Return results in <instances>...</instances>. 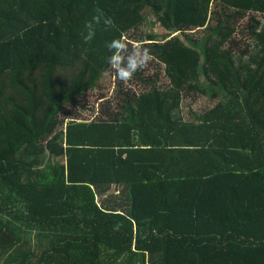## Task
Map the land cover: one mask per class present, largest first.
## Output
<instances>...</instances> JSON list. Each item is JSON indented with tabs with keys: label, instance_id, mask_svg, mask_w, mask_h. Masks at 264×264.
Segmentation results:
<instances>
[{
	"label": "trees",
	"instance_id": "obj_1",
	"mask_svg": "<svg viewBox=\"0 0 264 264\" xmlns=\"http://www.w3.org/2000/svg\"><path fill=\"white\" fill-rule=\"evenodd\" d=\"M96 8L114 27L85 43ZM151 17L157 73L65 116ZM263 17L264 0H0V264H264ZM193 91L215 105L186 116Z\"/></svg>",
	"mask_w": 264,
	"mask_h": 264
},
{
	"label": "rangeland",
	"instance_id": "obj_2",
	"mask_svg": "<svg viewBox=\"0 0 264 264\" xmlns=\"http://www.w3.org/2000/svg\"><path fill=\"white\" fill-rule=\"evenodd\" d=\"M254 16L257 15H253V17ZM261 17L262 16H258V18ZM248 19H245L243 23H241V25L239 26L238 34L236 36L237 42H241L244 45V48H247V46L252 41L250 36H248L247 31H246V35L243 33L245 27L247 26ZM154 21H156V19L151 17L150 21L147 24H145V26H142L138 30H134L131 33H129L126 36L127 40L135 41L136 45L143 47L142 44H146V43H140V41L142 39H145V37L148 34H151L152 32L159 34L164 31L162 28L157 27ZM201 32L202 31H196V34L193 35L194 36L199 35ZM158 67L160 68L161 71L158 85L166 87L168 86V80L164 75L163 66L159 64ZM145 70L147 71V74H149L150 76H153L157 73V68H155V64L152 62L149 63L148 67ZM118 82L119 80L115 78L114 72L110 71L102 78V80L99 83V86H97L96 89H91L90 91H88V93L84 97L83 104L86 106V108L80 110L77 106L76 107L72 106L68 108V111L65 113V116L70 117L72 116L73 112L78 111L81 114V118H83V120H90V121L94 120L95 118L98 117L96 116V113L98 112L97 110L98 106H102L101 102L103 100H108V99L113 100L115 98L116 87ZM131 88L136 91H140L142 87L136 81V79L133 78L129 82L128 86H126V89H131ZM214 105H215V101L210 100L205 96L196 95V93H194L193 91V94L186 96V98L184 99L182 103V109L185 115L188 116L190 110H193L197 113H201L205 110H208L209 108H212Z\"/></svg>",
	"mask_w": 264,
	"mask_h": 264
},
{
	"label": "clouds",
	"instance_id": "obj_3",
	"mask_svg": "<svg viewBox=\"0 0 264 264\" xmlns=\"http://www.w3.org/2000/svg\"><path fill=\"white\" fill-rule=\"evenodd\" d=\"M95 15L90 21H86L85 28L87 30L83 39L85 43H90L96 34V26L101 22L106 28L114 27V21L105 15L102 9L96 8ZM111 55L108 57L110 69L115 74V78L128 86L129 82L137 71L146 69L153 57L147 48L133 44L129 50L128 42L122 35L119 39H113L106 43Z\"/></svg>",
	"mask_w": 264,
	"mask_h": 264
}]
</instances>
